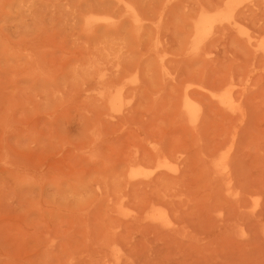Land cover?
Instances as JSON below:
<instances>
[{"label":"rangeland","instance_id":"obj_1","mask_svg":"<svg viewBox=\"0 0 264 264\" xmlns=\"http://www.w3.org/2000/svg\"><path fill=\"white\" fill-rule=\"evenodd\" d=\"M174 1L133 0L149 16L142 15L144 27L137 30L116 17L119 9L109 0H0V264H264V53L246 42H264V11L258 10L264 0H238L233 14L238 11L246 26L238 18L232 27L216 25L198 37L197 46L189 33L194 19L225 0ZM108 12L117 20L112 26L100 19ZM260 26L263 35L257 34ZM202 64L216 83L205 72L191 76L189 70ZM178 71L179 78L184 72L191 77H183L181 88L207 86L202 90L208 98L226 88L241 94L243 115L224 116L212 105L208 117L203 112V127L199 104L196 115L179 120ZM101 77L114 85L98 100ZM222 82L234 84L221 90ZM121 86L125 96L110 103ZM118 115L121 120L113 122ZM137 139L161 156L141 165L138 156L134 160L143 150ZM161 139L170 146L164 151L175 156L161 150ZM229 154L235 165L230 171H236L231 189L208 169ZM162 156L181 170L155 189H135L120 175H151ZM235 191L237 200L230 195ZM157 208L170 211L174 229L153 223Z\"/></svg>","mask_w":264,"mask_h":264},{"label":"bare ground","instance_id":"obj_2","mask_svg":"<svg viewBox=\"0 0 264 264\" xmlns=\"http://www.w3.org/2000/svg\"><path fill=\"white\" fill-rule=\"evenodd\" d=\"M110 2H113L117 7H118V9H119V14H117V16L116 17H120V16H123V18H125L126 19V21H128L130 24H131V26L132 27H134L135 29H137V30H139L142 26L144 27V25H143V17H142V15L144 14V12H143V14H142V10H139V9H141L140 8V4L139 3H136V4H134V2H138V1H134L133 2V0L132 1H129V0H109ZM177 1V0H176ZM176 1H174V3L176 2ZM180 1L182 2L183 0H178V3H180ZM220 1H222V0H219V2H218V4L220 3ZM260 1V0H259ZM184 2V1H183ZM187 2H189V1H186L185 3H187ZM237 2H239L238 0H225L224 1V3H220V5H219V7L220 8H218L217 10H214V11H212L211 9H209V10H207V8L206 7H204V8H206V9H204V10H201L200 12H199V14H198V16L194 19V21H193V23H192V28H191V31L189 32V33H191L192 35H193V40H192V42H193V45H196L197 46V44H198V40H199V38L198 37H201L205 32H207L208 30H210L212 27H215L216 25H220V26H225V27H232V26H235V24H236V21H237V19L236 18H238V22L239 23H241V21L242 20H239V18L240 19H243V18H241V17H238V11L236 12V14H237V16H235V14H233V9H234V5L237 3ZM241 2V1H240ZM239 2V3H240ZM256 2V1H255ZM255 2L253 3V4H255ZM261 3H262V1H260ZM163 3V2H162ZM173 3V2H172ZM171 3V4H172ZM250 2H248V4H249ZM257 4H258V6H259V3H258V1L256 2ZM176 4V3H175ZM184 4V3H183ZM138 5H139V7H138ZM163 5V4H162ZM172 5H174V4H172ZM179 5V4H178ZM244 6L243 7H245L246 5H247V3H246V5L245 4H243ZM170 7H171V5H169ZM187 6V5H186ZM193 6V5H192ZM248 6V5H247ZM246 6V7H247ZM263 6V5H262ZM169 7V8H170ZM188 7V6H187ZM203 7V6H202ZM216 7V6H215ZM242 7V8H243ZM139 8V9H138ZM172 8H173V6H172ZM214 8V7H213ZM247 8H250V4H249V6L247 7ZM239 12L240 11H242L241 10V8L239 7ZM250 9H252V8H250ZM250 9H249V11H250ZM260 9V10H259ZM258 10L261 12V11H264V10H262V7H258ZM254 11H255V9H254ZM258 11V12H259ZM94 12V11H93ZM244 13L245 12H247V11H243ZM258 12H255L256 14H258ZM104 13V12H103ZM102 13V14H103ZM141 13V14H140ZM159 13H160V11H159ZM263 13V12H262ZM119 15V16H118ZM197 15V14H196ZM245 15V14H244ZM163 16H164V14H163ZM235 16V17H234ZM246 16V15H245ZM116 17L115 16H113V15H110L109 14V12H108V14H105V15H103V16H101L100 17V19H102L103 20V23H104V25L105 26H112V25H114L116 22H117V20H116ZM144 17H148L149 18V16H146L145 14H144ZM122 18V19H123ZM152 17H150V19H148V20H151L152 21V19H151ZM162 18H164V17H162ZM156 19H158V18H156ZM246 19V18H245ZM147 20V19H146ZM190 20V19H189ZM189 20H188V22H189ZM244 20V19H243ZM153 21H155V20H153ZM163 22H164V20H162ZM246 23V22H245ZM243 21H242V24L243 25H245L246 26V24H245ZM257 23H258V21H257ZM150 24V23H149ZM262 24H264V22L262 23ZM262 24H261V26H262ZM255 25H256V23H255ZM157 26V25H156ZM162 26H164L165 27V25H164V23H163V25L161 24L160 25V27H162ZM261 26L260 27H258V30H259V32L260 31H263V30H261ZM264 26V25H263ZM262 26V27H263ZM222 27H220V28H222ZM224 27V28H225ZM255 27V26H254ZM147 28V27H146ZM151 28V27H150ZM163 28V27H162ZM157 29L159 32L160 31H162L163 29ZM220 28H214L213 30H217V32H218V30L220 29ZM264 28V27H263ZM152 29V31H153V29L154 28H151ZM86 30V29H85ZM144 30H145V28H144ZM144 30H143V33H144ZM148 30V29H147ZM227 30H229V31H234V30H230L229 28H227ZM133 31V30H132ZM151 31V32H152ZM157 31V32H158ZM253 31H254V28H253ZM146 32V31H145ZM155 32V31H154ZM215 33H216V31H214ZM258 32V31H257ZM257 33V34H262L263 35V32H260V33ZM161 34H159V37L161 36V35H163L162 34V32H160ZM226 33H228L227 31H226ZM230 33V32H229ZM227 34V36L228 35H230V37H232L231 35H233L234 33H230V34ZM134 34V33H133ZM147 34V33H146ZM141 35V34H140ZM187 35H190V34H188L187 33ZM236 35V34H235ZM250 35V34H249ZM152 36H154V34L152 33V35L150 36V37H152ZM191 36V35H190ZM234 36V35H233ZM237 37H235L234 36V40L236 41V40H240V41H242L240 38H242V37H240V38H238L239 36L238 35H236ZM257 36H259V35H257ZM167 37V36H166ZM188 38H189V36H187ZM255 39H256V36H253ZM185 38V37H184ZM253 38V39H254ZM161 39V42L163 41L162 40V37H160L159 38V40ZM211 39V38H210ZM254 39V40H255ZM168 39H166V41H167ZM185 40V39H184ZM212 40H213V38H212ZM215 40V39H214ZM213 40V41H214ZM244 41H245V39H243ZM189 41V40H188ZM187 41V42H188ZM210 41V40H209ZM213 41H211V42H213ZM257 41H258V37H257ZM256 41V42H257ZM148 42H150V41H148ZM190 42V41H189ZM188 42V43H189ZM211 42H209L210 44H211ZM237 42V41H236ZM239 42V41H238ZM246 42L248 43V45L250 44V46H251V44L252 45H254L255 46V51H262L263 53H264V42H261L260 44H255L256 42L254 41V44H253V42L251 43L250 42V39L249 38H247L246 39ZM246 42H245V44H246ZM163 43V42H162ZM168 43V42H167ZM164 44V43H163ZM162 44V45H163ZM184 44L185 45H187L186 44V42H184ZM182 46V48H183V50L184 49H186V46ZM164 46V45H163ZM250 46H247V47H249L250 48ZM165 47V46H164ZM205 47H208L209 48V51L210 50H212V48L210 47V45L208 46V44H207V42H206V44H205ZM204 47V48H205ZM160 48V47H159ZM196 48V47H195ZM201 48V47H200ZM203 48V47H202ZM201 48V49H202ZM203 48V49H204ZM252 48V49H251ZM250 48V50H252L251 51V53L253 52V47H251ZM148 49V48H147ZM163 49V51H167V50H164V48H162ZM197 49V48H196ZM205 50H207V48L205 49ZM146 51V50H145ZM158 52H161L162 50H157ZM214 49H213V53H214ZM181 52H183L184 53V51H181ZM212 52V51H211ZM166 53H168V51L166 52ZM200 53H201V51H200ZM199 53V54H200ZM260 53V52H259ZM161 54V53H160ZM170 54H172L173 55V52H171ZM180 55V53H174V55ZM202 54V53H201ZM200 54V55H201ZM154 55V54H153ZM200 55H198L197 57H198V59H199V56ZM253 55V54H252ZM252 55H251V57H252ZM255 55V54H254ZM258 56H260V58L263 56H261V53L258 55ZM156 57L157 56H155L154 57V59H156ZM185 57V56H184ZM184 57L182 58L183 59V61L185 62V60H187L186 59V57H185V59H184ZM188 58H189V56H187ZM192 57V56H191ZM193 57H194V55H193ZM193 57L191 58L192 60H193ZM201 57V56H200ZM256 57V56H255ZM145 58V57H144ZM143 58V59H144ZM173 57H171V58H169V59H172ZM201 58H203V56L201 57ZM257 59H258V57H256ZM256 58H255V60H256ZM260 58H259V61H260ZM264 58V57H263ZM131 59V58H130ZM147 59H149V57H147ZM151 59H152V57H151ZM179 60H180V58H178ZM195 59H197L196 57H195ZM203 59H206V58H203ZM216 59V58H215ZM137 60H140V59H137ZM136 60V61H137ZM146 60V59H145ZM168 60V59H167ZM167 60L165 61V62H167ZM173 60V62H175V60H176V58H173L172 59ZM192 60H190V61H192ZM155 61V60H154ZM153 61V62H154ZM178 61V60H177ZM177 61H176V63H175V65H173L172 66V63H171V67L172 68H169V70H171L172 72L175 70L174 68L175 67H177L176 65H178V63H177ZM190 61H187V63L188 62H190ZM208 61V60H207ZM262 61V60H261ZM130 62H132V59H131V61ZM142 62V61H141ZM163 63V64H167V63ZM169 62H170V60L168 61V64H169ZM136 63H138V61L136 62ZM182 63V61L181 62H179V64L180 65H183V64H181ZM192 63V62H191ZM190 63V64H191ZM142 64H144V62L142 63ZM154 64L156 65V66H154L155 68L158 66V63H157V59H156V61L154 62ZM163 64H161V66H163ZM184 64H186V63H184ZM193 64V63H192ZM123 65H124V63H123ZM130 65V64H129ZM128 65V66H129ZM179 65V66H180ZM189 65V64H188ZM140 66V65H139ZM143 66V65H142ZM153 66V65H152ZM169 66V65H168ZM175 66V67H174ZM184 66V65H183ZM182 66V67H183ZM186 66V65H185ZM184 66V67H185ZM200 66H201V64H200ZM202 68L200 67V69H199V67H197L198 69L196 70V71H193V69H190L189 70V73L190 72H200L201 74L202 73H204V75L206 76L207 75V73H206V70L205 71H202L201 69H203L204 68V65L202 64ZM262 66V65H261ZM260 66V67H261ZM263 66H264V64H263ZM108 67V66H107ZM106 67V68H107ZM123 67V66H122ZM167 67V66H166ZM170 67V66H169ZM174 67V68H173ZM182 67H181V69H179V68H177L176 70H180V72H181V70H183L184 69V67H183V69H182ZM260 67H258V68H260ZM129 68H130V66H129ZM128 68V69H129ZM131 68H134L133 67V65H132V67ZM143 68H144V66H143ZM155 68H154V71H157L158 69H159V67H158V69L157 70H155ZM192 68V67H191ZM127 69V68H126ZM141 69V68H140ZM147 69V68H146ZM174 69V70H173ZM185 69H186V67H185ZM196 69V68H195ZM194 69V70H195ZM132 70V69H131ZM131 70H130V72H131ZM144 70V69H143ZM148 70V69H147ZM138 71H139V69H138ZM145 71V70H144ZM143 71V72H144ZM149 71H150V69H149ZM202 71V72H201ZM128 72V71H127ZM184 72V71H183ZM198 72V73H199ZM119 73V72H118ZM159 73H160V70H159ZM194 73V74H195ZM121 74H123V73H121ZM129 74V73H128ZM139 74V73H138ZM142 74H144V73H142ZM141 73H140V75H139V77H141V76H143ZM157 74H158V72H157ZM161 74V73H160ZM160 74L159 75H157V78L160 76ZM171 74H174V73H171ZM178 79L179 80H182L183 79V77H184V79H188V78H190L191 79V77H188L187 76V74H188V72H186V74H185V72L184 73H182L184 76L183 77H180L179 78V71H178ZM177 74H175L176 76L175 77H177ZM191 74V73H190ZM204 75H203V77H204ZM209 76H210V74H208ZM120 76V75H119ZM118 76V77H119ZM191 76H193L194 77V75H192L191 74ZM261 76L264 78V76H263V74H261ZM112 77H113V75H112ZM121 78L123 77V75L122 76H120ZM174 77V78H175ZM188 77V78H187ZM211 77V76H210ZM210 77H207L206 76V80H208ZM116 78V77H115ZM120 78V80L118 79V81H121L122 79ZM142 78H144V77H142ZM165 78V77H164ZM168 78V77H167ZM167 78H166V80H167ZM199 78L200 79H203L202 78V75H201V77L199 76ZM159 79H161V77H159ZM176 79L177 78H175V83L177 82V81H179V80H177L176 81ZM188 80L187 82L189 83V81H191V80ZM194 79H195V77H194ZM198 79V78H197ZM197 79L196 80H192L193 82H192V84H194V82L195 81H197ZM205 79V78H204ZM204 79L203 80H200L199 81V79H198V81H199V83H201L202 81H204ZM210 79H212L211 81H212V83L211 84H213V82L214 81H218V78H217V80H215L216 78L214 77V79L213 78H210ZM112 80H114V82H116L115 81V79L114 78H112ZM111 80V81H112ZM117 80V79H116ZM142 80V79H141ZM140 80V81H141ZM166 80H165V84L163 85L162 83V85L163 86H165L167 83H166ZM171 80V79H170ZM170 80H168V81H170ZM205 80V81H206ZM111 81H109V82H111ZM160 82H161V80H159ZM185 81V80H184ZM222 81V80H221ZM183 82V80L182 81H180V82H177L176 84H180V83H182ZM99 83H100V85H101V87H100V90L98 91V94H97V99L98 100H103V99H105V94H106V92H109V91H111V87L114 85V83H110L109 85H107L106 84V80H105V78L104 77H101L100 79H99ZM118 83V82H117ZM172 83V82H171ZM175 83H172V84H175ZM214 83H216V82H214ZM227 83V82H226ZM226 83H224V82H222V83H220V87H219V89H224L225 88V86H224V84H226ZM231 83H233L234 84V82H231ZM231 83H227V84H231ZM144 84V83H143ZM168 84H169V82H168ZM167 84V85H168ZM183 84H185V82L183 83ZM183 84H180V86H178V88H176V90H178V95H177V101H176V107H175V109H177L176 111H175V113H176V115L178 116V118H179V120L180 119H182L183 117H185L183 114H190V115H196V112H198V111H200V107H201V110H202V112L201 113H199L200 115H199V120L198 121H202V122H200V124H203V127H204V123H205V120H203V117L205 118L206 116L208 117L209 116V114L207 115L206 114V112H205V110H207V111H211L212 112V110L211 109H209L210 107L212 108V105H214L215 107H217L219 110H218V112L217 113H220V114H222V115H224V116H235V115H243V109L244 108H242L243 107V103H242V100H243V98H242V100H241V94H236V95H234L233 93H234V91L232 92V90L230 89V88H226V89H224V92H222L221 94H218V92H219V90H218V92H217V90L215 89V87H218V86H214L213 87V89L214 90H216L215 92H216V94L215 95H213V96H215V98L214 99H211L210 97V100H209V98L208 97H206V95L207 96H209L208 94H207V92H204L202 89H204V85L203 86H200L198 89L197 88H193V89H188L187 87H183V88H181V86H183ZM195 84H198L197 82L195 83ZM117 85V84H116ZM206 85V84H205ZM218 85V84H217ZM236 85V84H235ZM185 86V85H184ZM141 87H142V85H141ZM165 87H167V86H165ZM193 87V86H192ZM207 87V86H206ZM205 87V88H206ZM229 87V86H228ZM134 88H135V86H134ZM170 88H171V86H170ZM126 89H128V87L126 88ZM173 89H175V86L173 87ZM207 89H210V87L209 88H207ZM242 89V88H241ZM241 89H239V90H241ZM144 91L145 89H141V91ZM210 90H212V89H210ZM239 90H237V91H239ZM140 91V90H139ZM146 91V90H145ZM171 92H172V90H170ZM170 91H169V96H171L172 97V94L170 93ZM240 92V91H239ZM241 92H242V90H241ZM111 93V92H110ZM124 93H125V90H124V88H123V86H121V87H119V88H116L115 90H114V92H112V95H110V97H108V101L110 102V103H115L116 101H118V100H121V98L123 97V96H125L124 95ZM173 93H174V91H173ZM243 93H244V91H243ZM142 94H144V92H142ZM175 94V93H174ZM135 95V94H134ZM174 96V95H173ZM170 97V98H171ZM137 98V97H136ZM173 98V97H172ZM171 98V101L173 100V99H175V98H173L172 99ZM205 98H207L209 101L208 102H205L206 101V99ZM213 98V97H212ZM138 99H139V97H138ZM174 101V100H173ZM172 101V102H173ZM138 102V101H137ZM103 103V102H102ZM135 103H136V101H135ZM134 103V104H135ZM137 104V103H136ZM173 104V103H172ZM200 104V107L198 106ZM132 106H135V105H132ZM133 108V111H134V109H135V111L134 112H136V109L137 108H134V107H132ZM123 109H125V108H123ZM213 109V108H212ZM103 111V110H102ZM129 111V110H128ZM216 110H213V112H215ZM107 112H109V111H107ZM124 112V111H123ZM122 112V113H123ZM130 112V111H129ZM133 112V113H134ZM203 112L206 114V116H205V114H204V116H203ZM101 113V112H100ZM124 114V113H123ZM106 115V114H105ZM107 115H108V113H107ZM130 116H132L131 114H130ZM117 117V116H116ZM118 117H119V115H118ZM125 117V116H124ZM206 117V118H207ZM108 118V117H107ZM177 118V119H178ZM205 118V119H206ZM103 119V118H102ZM101 119V120H102ZM184 119H186V118H184ZM184 119H182V120H184ZM117 120H121L120 119V117H119V119L118 118H116V120L115 121H113V122H117ZM123 120V119H122ZM187 120V119H186ZM107 122L108 123V121H110V120H108L107 119V121H106V119L105 120H102L101 122ZM100 122V123H101ZM112 123V122H111ZM199 125V124H198ZM198 125L196 124V126H197V128H195V129H198L199 131H198V133H200L201 131H200V129H203L202 127H200L201 125H199V128H198ZM139 138V137H138ZM145 138V137H144ZM141 139L142 138H140V141H141ZM138 141L137 142H139V144H136L135 142L133 143V144H136V146H140L141 145V143L142 142H140L139 141V139H137ZM146 140H147V138H146ZM150 140V139H149ZM162 140V139H161ZM156 141V140H155ZM153 142H154V140H153ZM158 142H159V140H158ZM167 143H169V142H167ZM172 142H170L169 144H171ZM157 144H159V143H157ZM161 145H163V148H162V146ZM160 146V148H162L161 150L164 152V153H167L166 151H164V149L166 150V148H167V146L166 145H168V144H166V143H164V140H162V144H161ZM135 146V147H136ZM138 146V150H140V147ZM145 146L144 145V143H142V145H141V150H142V152L141 151H139L140 152V155H139V153H138V155H136L135 154V157H134V160L137 158V156H138V158H139V160H137V161H139V162H141V160L143 161V162H141V165H143L144 166V164L147 162L146 161V159H148L149 161H150V159H151V161H152V158L154 159V158H158V157H160L161 156V154H160V152H159V149L156 147V146H153L151 149L150 148H148L147 146L145 147V148H143V147ZM169 146V145H168ZM133 147H134V145H133ZM164 147H166V148H164ZM170 147V146H169ZM168 147V148H169ZM146 148H148V149H146ZM167 148V149H168ZM172 148H173V146H172ZM171 148V150H174V149H172ZM131 150V149H130ZM130 151H128V153H129ZM134 152V151H133ZM175 152V151H174ZM178 152H180V151H178ZM181 153H183L182 151H181ZM127 153H125L124 155V157H128V155H126ZM130 154V153H129ZM167 154H169V153H167ZM130 155H132V153L130 154ZM169 155H173V153H170ZM230 155V154H229ZM173 156H175V155H173ZM163 157V160L162 161H158L156 164H155V162H153V164H154V169L151 171V173H149V174H151V175H146V176H143L142 178H140L139 177V175H140V173L142 172V171H138V170H134V171H129V175L126 177V174L125 173H121L120 175L122 176V175H124V177H123V179L127 182V184L128 185H130V186H134L135 187V189H136V186H139V185H143V187L142 188H144V187H151V188H154L155 189V186H157L158 184H160L161 182H164V181H167V180H169V179H171V178H173L172 176H178L177 174H179L180 173V170H181V168L179 169V162H178V165H175L173 162V160L172 159H169L170 158V156H169V158L168 157H166V156H162ZM185 157V156H184ZM184 157H182V158H184ZM131 158V157H130ZM191 159H192V157H190ZM189 158V159H190ZM229 158L230 159H228L227 161H226V159H225V157L224 156H222V157H220V160L215 164V168H213V167H211V168H208L209 170H210V172H211V175H212V178H215V179H221L222 181H224V182H226L227 184H228V186H227V189H231V187L232 186H234L233 185V183L231 182L232 181V177H234V178H236V171L235 172H233L235 169L233 168V167H231L232 165H231V163L230 162H233L234 163V161H231L233 158H231V155L229 156ZM186 159V157L182 160H180L181 162L182 161H184ZM197 161H198V157L197 158H195ZM173 162H172V161ZM146 161V162H145ZM187 161H189L188 160V158H187V160H186V162ZM128 161H126V163H127ZM129 162H130V160H129ZM145 162V163H144ZM213 163V162H212ZM128 164V166L127 167H129V164L130 163H127ZM183 165H184V162L182 163ZM186 164V163H185ZM125 165V164H124ZM229 165H230V168L233 170H231L230 171V168H229ZM153 166V165H152ZM185 166V165H184ZM210 166H212V164H210ZM209 166V167H210ZM217 166V167H216ZM235 174H233V173ZM233 175V176H232ZM143 178H145V179H143ZM120 180V179H119ZM123 181V180H122ZM122 181H121V183H122ZM235 181H236V179H235ZM231 183H232V185H231ZM124 186L126 187V183L124 184ZM130 186H128V187H130ZM133 187V188H134ZM130 189H131V187H130ZM134 189V190H135ZM233 189V191H234V188H232ZM129 190V189H128ZM127 190V191H128ZM132 190V189H131ZM125 193H126V190H125ZM166 195V194H165ZM230 195H232V196H234L235 198L234 199H236L237 200V197L239 196V192H237V191H235V192H232V193H230ZM124 196V195H123ZM161 200V199H160ZM163 200V199H162ZM160 202L161 201H159L158 203L160 204ZM163 204H166L165 202L163 203ZM166 206V205H165ZM164 207V206H163ZM166 209H168L167 208V206L165 207ZM153 213H152V215H151V217H152V221H153V223L154 224H160V225H164V227H167V228H169V229H174L175 227H172V225H171V222H170V220H169V218H168V215H171V213L170 214H168V212H170V211H166V210H164V209H160V208H157L156 210H154V211H152ZM133 217V216H132ZM134 218V217H133ZM172 218V220L173 221H175L174 219H173V217H171ZM175 223V222H174ZM120 257V256H119Z\"/></svg>","mask_w":264,"mask_h":264}]
</instances>
